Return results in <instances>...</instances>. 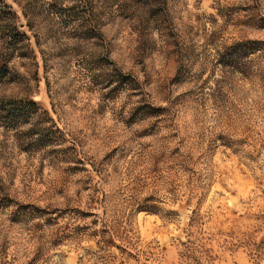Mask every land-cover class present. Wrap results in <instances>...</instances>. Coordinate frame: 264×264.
I'll return each instance as SVG.
<instances>
[{
    "label": "rangeland",
    "instance_id": "rangeland-1",
    "mask_svg": "<svg viewBox=\"0 0 264 264\" xmlns=\"http://www.w3.org/2000/svg\"><path fill=\"white\" fill-rule=\"evenodd\" d=\"M0 1L36 55L2 93L39 108L0 119V264H101L53 235L82 212L134 244L104 264H264V0H94L102 39L63 49Z\"/></svg>",
    "mask_w": 264,
    "mask_h": 264
},
{
    "label": "trees",
    "instance_id": "trees-1",
    "mask_svg": "<svg viewBox=\"0 0 264 264\" xmlns=\"http://www.w3.org/2000/svg\"><path fill=\"white\" fill-rule=\"evenodd\" d=\"M21 8L23 16L27 21V26L31 31L36 30V43L41 44V35L44 34L45 39L53 41L58 44V48L63 49L64 44L63 31L66 24H72L74 30L75 44L80 46L82 42L92 40L93 38L102 39V6L95 3L94 0H14ZM153 0H133L138 5L152 2ZM159 2V0H156ZM18 17L12 11L10 5L0 1V119L7 120L13 126L21 125L28 122V120L39 112L37 104L30 99H20L10 97L2 93L5 87L16 80L14 70L11 67V62L15 57L36 59L35 51L31 47L30 37L20 30L18 25ZM57 37V39L53 37ZM43 37V36H42ZM50 38V39H49ZM52 38V39H51ZM42 58L46 63L51 59V54L40 49ZM47 55L50 57L48 59ZM108 59H103L93 71V77H101L103 80L110 79V71L107 67ZM37 71L35 75H37ZM116 79L118 83L126 82L130 78L122 73L116 71ZM100 73V74H98ZM5 95V96H4ZM14 98V99H9ZM48 113V111H45ZM52 120V119H51ZM41 131L49 132L50 127L43 125ZM88 216H95L93 213L82 212L79 215L80 221L75 224L70 233L65 232V228L60 226L54 231L53 235L57 236L58 231L62 233L63 239L70 241V244L80 245L85 240L95 239L98 250L91 253L86 261L94 260L102 262L106 259L105 254L108 253L114 246H117L122 254H128L127 247L132 248L134 244L129 237L120 235V221L115 219L111 224L105 227L97 228L98 221L94 219L91 222H86ZM58 220V219H55ZM83 222V224H82ZM104 226V225H103ZM55 238V237H54ZM56 239V238H55ZM115 239L120 240L121 244L126 247L115 244Z\"/></svg>",
    "mask_w": 264,
    "mask_h": 264
}]
</instances>
